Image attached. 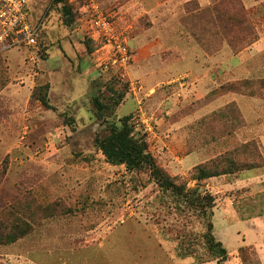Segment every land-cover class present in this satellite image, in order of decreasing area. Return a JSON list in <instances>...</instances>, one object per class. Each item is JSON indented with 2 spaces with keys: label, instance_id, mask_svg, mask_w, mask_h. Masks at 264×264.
Here are the masks:
<instances>
[{
  "label": "rangeland",
  "instance_id": "374dc122",
  "mask_svg": "<svg viewBox=\"0 0 264 264\" xmlns=\"http://www.w3.org/2000/svg\"><path fill=\"white\" fill-rule=\"evenodd\" d=\"M99 4L112 34L95 26L86 0H66L70 12L29 0L38 47L0 46V234L27 230L0 243V264H217L209 223L227 250L222 264H264V94L205 98L227 82L264 79V0ZM254 36L240 56L228 44ZM43 86L52 109L32 96ZM231 101L240 128L217 119L193 129ZM124 117L182 192L161 189L146 168L107 162L96 141ZM199 165L261 168L194 180Z\"/></svg>",
  "mask_w": 264,
  "mask_h": 264
},
{
  "label": "trees",
  "instance_id": "16d2710c",
  "mask_svg": "<svg viewBox=\"0 0 264 264\" xmlns=\"http://www.w3.org/2000/svg\"><path fill=\"white\" fill-rule=\"evenodd\" d=\"M54 2L56 4H63L65 12H70L71 8L66 5V0H54ZM229 17L232 19L231 24H234L235 21L233 18H236L235 15H230ZM254 37L255 38L251 42H247L246 38L242 37L243 39L230 40L228 44L235 50L238 47H242V49L236 50V53L234 52V54H240L258 40V37ZM229 94L250 97L262 95L264 94V79H243L227 82L214 89L207 98L218 99ZM32 96L46 109H52V106L49 102V86H43L39 88ZM122 99L123 98H120L117 104H120V100ZM94 104L99 113L104 111L103 104L98 98H94ZM130 119V117H124L119 121L120 124H111L108 128V133L104 137L97 139L96 144L106 158L107 162L112 165H124L129 171L146 168L150 171L151 177L161 189L165 191H176L178 193L182 192L184 187L182 185L176 184L174 178H172L157 164L155 158L148 150L147 142L143 139L136 138L133 135V127L131 126ZM217 119L220 120L219 123L221 125H226L232 128H240L243 123L241 109L236 104V102H231L218 110L215 114H211L210 116L207 115L199 120H196L194 124L192 123V127L196 130V132H202L204 131V127L207 129L206 125L208 126L209 124H216ZM245 145L246 144L242 143L235 149L244 150L242 148H244ZM257 168H261V166L238 169L237 171L227 170L218 172L217 170H214L211 172V170L205 168L204 165H199L196 167L195 172L193 173V179L204 180L221 175L241 174L243 172ZM201 199L204 201H210L212 204L215 202L214 197L210 194H206ZM196 200L197 199H195V201ZM212 230L213 225L212 223H209L207 234L208 242L212 248L218 249V255L220 256L218 257L217 264H222V261L226 260L227 258V250L222 246L221 242L216 241L214 235L212 234ZM18 233L20 235H18ZM26 234L27 230L25 228L17 226L15 232L5 235L0 234V243H14L19 237H23Z\"/></svg>",
  "mask_w": 264,
  "mask_h": 264
},
{
  "label": "built area",
  "instance_id": "2783aa9c",
  "mask_svg": "<svg viewBox=\"0 0 264 264\" xmlns=\"http://www.w3.org/2000/svg\"><path fill=\"white\" fill-rule=\"evenodd\" d=\"M92 12L95 26L106 34L113 33L109 17L100 9L99 0H86ZM29 0H0V46L4 49L26 46L38 47V27L32 23ZM117 48L126 62L130 59L127 47L117 42Z\"/></svg>",
  "mask_w": 264,
  "mask_h": 264
},
{
  "label": "crops",
  "instance_id": "0c3cea01",
  "mask_svg": "<svg viewBox=\"0 0 264 264\" xmlns=\"http://www.w3.org/2000/svg\"><path fill=\"white\" fill-rule=\"evenodd\" d=\"M246 51H248V50H245L244 52H246ZM249 51H250V50H249ZM244 52H242V53H244ZM242 53H241V54H242ZM241 54H239V56H240ZM191 74H192L191 81H192L193 84H197V85H198V83L202 84V77H203L202 75H197V74L194 73V72H193V73L191 72ZM198 76H199L200 78H199ZM199 79H200V80H199ZM243 79H246V78L237 79V80H243ZM197 81H198V83H197ZM234 81H235V80H234ZM200 84H199V86H198V87H199V88H198L199 92H198V94H195V99H200V98L204 97V96H202V97L199 96V94L201 93V88H200L201 85H200ZM181 86H182V85H181ZM216 88H217V87H216ZM216 88H214V89H216ZM214 89H213V90H214ZM213 90H211L209 93H206V94H205V98H207L208 95H209ZM234 95H236V94H229V95L223 96V97L218 98V99H211V101H212V100L217 101V100H219V99L226 98V97H229V96H234ZM239 96H240V95H239ZM241 96H242V95H241ZM212 102H214V101H212ZM231 102H235V101H231ZM231 102H226L225 105H227V104H229V103H231ZM236 103H237V102H236ZM221 107H222V106H221ZM239 108H241L240 105H239ZM241 110H242V108H241ZM202 117H204V116H202ZM257 183H258V182L256 181V185H257ZM262 196H263V195H260V194H259V197H260V198H261ZM261 199H262V198H261ZM257 201H258V200L256 199L255 203H253L255 209L261 207L262 204L264 203V202L261 203L260 201H258V202H257ZM259 213H261V212L259 211ZM261 217H262V216L259 215V216H256V217H254V218H257V219H258V218H261ZM239 220H245V219H240V218H239ZM254 220H256V219H254ZM255 227H256V226H255ZM257 228H258V226H257ZM258 229H260V228H258ZM263 230H264V229H263ZM263 232H264V231H263ZM261 244H264V234H263V241H262L261 243H259V245H261ZM261 251H262V250H261Z\"/></svg>",
  "mask_w": 264,
  "mask_h": 264
}]
</instances>
